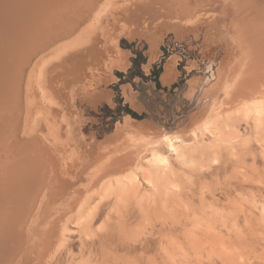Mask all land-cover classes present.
Returning a JSON list of instances; mask_svg holds the SVG:
<instances>
[{"label":"rangeland","instance_id":"374dc122","mask_svg":"<svg viewBox=\"0 0 264 264\" xmlns=\"http://www.w3.org/2000/svg\"><path fill=\"white\" fill-rule=\"evenodd\" d=\"M100 1L0 0V50L7 45L11 53L17 50L16 59L7 61L9 82L0 84V189L23 183L26 173L37 169L46 170L51 189L41 217L28 229L35 237L25 240L17 264H264V101L263 116L248 105L254 93L264 92V29L255 24L263 20L264 0H143L138 5L115 0L116 9L104 15L93 41L52 66L59 109L76 120L79 152L69 157L41 130L34 134L41 143L25 150L26 102L38 101L27 85L29 72L55 42L83 25ZM5 4L15 15L5 17ZM187 13L200 17L195 29L182 35L172 23L186 20ZM242 23L250 26L245 34ZM12 73L13 100L8 99ZM261 92L256 95L263 97ZM165 134L175 140L178 153L168 148ZM156 153L169 163L155 159ZM90 154L100 161L93 162ZM129 169L137 175L133 185L112 180L106 190H89L98 177ZM84 191L93 195L88 210L67 223L66 212H73ZM65 223L67 244L48 261L55 226ZM2 251L0 264H5Z\"/></svg>","mask_w":264,"mask_h":264},{"label":"bare ground","instance_id":"6f19581e","mask_svg":"<svg viewBox=\"0 0 264 264\" xmlns=\"http://www.w3.org/2000/svg\"><path fill=\"white\" fill-rule=\"evenodd\" d=\"M27 0H22V2H25ZM134 1V4H137L139 3L140 1H143V0H133ZM148 1V0H147ZM261 1V0H260ZM150 2V1H149ZM148 2V4H149ZM256 2L259 3V0H257ZM264 2V1H263ZM146 3V2H145ZM147 4V5H148ZM263 4V3H262ZM138 5V4H137ZM140 5V4H139ZM145 5V4H144ZM154 5V4H153ZM168 6V5H167ZM10 6L6 5L5 4V17L6 18H10L11 15H15L13 12L12 14L10 15V11H12L10 8ZM21 7H25V6H21ZM155 7V6H154ZM154 7L150 8V11L151 9L154 10ZM160 7V6H158ZM20 8V7H18ZM22 8V9H23ZM146 8V7H145ZM144 8V9H145ZM157 8V7H156ZM162 8V6H161ZM160 8V9H161ZM116 9L115 7V0H101L97 6L92 9V13L89 17V19L81 26L79 27L78 30L72 32V33H68V35L66 34V36L55 42V44L51 47V49L49 50V52L47 53H44L41 57H39L38 59V64L35 66V70L32 72H29L28 74V78H27V85H30L32 88H33V92L32 94L36 95L37 96V104L36 105H33V102L31 101H27L26 102V116H25V124L23 125L24 126V129L23 131L26 133L25 135H27L26 137L29 138V139H26L25 141V150L28 149V147H32L30 144L31 143H34L32 145L36 146L39 142L41 143L40 139H39V136L36 137L34 134L38 131H43L45 132L47 138H49L50 142H52L53 145L57 146V147H62L63 149H66V151H68V156L69 157H73L75 154H76V149L77 147L79 146L78 145V132H76V120L74 117H72L69 113H67L68 111L66 110H60L59 109V105H61V102L58 98V96L56 95V92L54 91L53 89V86H52V82H51V73H52V66L55 64V62L57 60H59L60 58H62L63 56H65L66 54H68L69 52H72L74 50H77L79 48H83L87 45H89L94 37L96 36V34L99 32L102 24H103V21H104V18L105 16L104 15H109L112 11H114ZM263 9V8H262ZM31 10V9H30ZM158 10V9H157ZM163 10V9H162ZM166 10V9H165ZM164 10V11H165ZM26 11V10H23V12ZM149 11V10H147ZM149 11V13H150ZM161 11V10H160ZM167 11L168 8H167ZM166 11V12H167ZM172 11V10H171ZM170 11V12H171ZM248 11V10H247ZM152 12V11H151ZM154 12V11H153ZM155 12H159V11H155ZM34 13V12H32ZM37 13V12H36ZM132 13V12H131ZM155 13V14H157ZM163 13V12H162ZM165 13V12H164ZM151 14V13H150ZM148 14V15H150ZM154 14V13H153ZM262 14V13H261ZM30 15V14H29ZM146 15V14H145ZM152 15V14H151ZM167 15V14H166ZM170 15V14H169ZM173 15V14H172ZM216 14H213V16H215ZM259 15V14H257ZM264 15V14H263ZM160 15H158L159 17ZM174 16V15H173ZM185 16H188V13L187 15ZM242 16V15H241ZM260 16V15H259ZM4 17V18H5ZM23 17H26V16H23ZM22 17V18H23ZM140 17V16H139ZM150 17V16H149ZM152 17V16H151ZM154 17V16H153ZM164 17L165 14H164ZM178 18H186V20H182V21H174L172 24L176 27L178 33L179 32H183L184 30L186 31L187 29L189 28H194V23L199 19L200 16H188V17H179L177 16ZM248 17V16H247ZM163 19V18H161ZM170 19V18H169ZM177 19V18H176ZM203 19V18H202ZM214 19V18H213ZM237 19V18H236ZM248 19V18H247ZM255 19V18H254ZM257 19V18H256ZM262 22H260L259 18L257 20L259 21H256L255 24H260L259 25V29L263 28L264 27H261V25L264 26V17H262ZM19 20H21V18H19ZM144 18H143V22H144ZM155 20V19H154ZM164 20V19H163ZM166 20V19H165ZM172 20V19H171ZM206 20V19H204ZM27 21V20H26ZM160 21V19H159ZM199 21V20H198ZM20 22V21H19ZM22 22V21H21ZM20 22V23H21ZM164 21H162V24H163ZM169 24L170 21H168ZM218 22V21H217ZM222 25L223 22L219 21ZM249 22V23H248ZM246 23L251 24L252 22L251 21H248ZM15 24V21L13 22ZM17 23V22H16ZM161 24V22H159ZM246 23H242L244 25L242 26H245V27H242L241 30H242V33L245 34L246 31L248 30V28H250V26L248 27V25ZM253 23H254V20H253ZM145 24V22H144ZM156 24H157V21H156ZM160 24L158 25V27H161ZM167 24V22H166ZM169 24H167L169 26ZM171 24V25H172ZM218 24V23H217ZM226 24V23H225ZM19 25V28L17 30H21L20 29V24ZM155 25V24H154ZM239 25V24H238ZM28 26V25H27ZM166 26V25H165ZM220 26V25H219ZM226 26V25H225ZM15 27H18V26H15L13 25V29ZM35 27V25H34ZM157 27V26H156ZM155 27V28H156ZM248 27V28H247ZM6 28V27H5ZM25 28V26L23 27ZM162 28V27H161ZM161 28H157L158 30H161ZM166 28V27H165ZM164 26H163V29H165ZM170 28V27H169ZM224 28H227V27H224L223 28L221 27L220 29H224ZM256 28V27H255ZM130 29V28H128ZM133 29V28H131ZM151 29V28H150ZM152 29H154V27H152ZM168 29V28H167ZM195 29V28H194ZM193 29V30H194ZM219 29V28H218ZM219 29V30H220ZM16 30V31H17ZM24 30V29H23ZM36 30V29H35ZM126 30L125 26L122 27V30L121 31H124ZM157 30V31H158ZM170 30V29H169ZM218 30V32H220ZM228 29H226L227 31ZM240 30V31H241ZM14 31V30H13ZM130 32V30H128ZM126 31V32H128ZM132 31V30H131ZM152 31V30H150ZM225 31V30H224ZM257 31V30H256ZM11 32V31H10ZM19 32V31H17ZM71 32V30H70ZM137 32V31H136ZM154 32V31H153ZM156 32V31H155ZM159 32V31H158ZM156 32V33H158ZM176 32V33H177ZM181 32V34H182ZM192 32V31H191ZM235 32V30H234ZM238 32V31H237ZM261 32V31H260ZM15 33V32H14ZM25 32H23L24 34ZM138 33V32H137ZM180 36V34H178ZM190 33V31H189ZM228 33V31L226 32V34ZM230 33V32H229ZM248 33V32H247ZM12 34V33H11ZM15 34H18V33H15ZM13 34V35H15ZM130 34V33H129ZM134 34V33H133ZM153 34V33H152ZM161 34V33H160ZM158 34V35H160ZM218 34V33H217ZM225 34V35H226ZM236 34V33H235ZM156 35V34H154ZM183 35V34H182ZM187 35V33L185 34ZM219 35V34H218ZM224 35V36H225ZM228 35V34H227ZM1 36V35H0ZM26 36V35H25ZM161 36V35H160ZM178 36V37H179ZM231 36V35H229ZM233 36V34H232ZM13 37V36H12ZM11 37V38H12ZM155 37V36H154ZM159 37V36H157ZM182 37V36H181ZM180 37V38H181ZM227 37V36H226ZM236 37V36H235ZM241 37V35H240ZM249 37V36H247ZM262 37V35H261ZM31 38V37H30ZM218 38V36H217ZM231 38V37H230ZM229 38V39H230ZM233 38V37H232ZM238 38V37H237ZM27 39V38H26ZM26 39H25V42H26ZM225 39V38H224ZM228 39V37H227ZM228 39V40H229ZM263 39V38H262ZM46 40V39H45ZM44 40V41H45ZM153 40V39H152ZM232 41L234 40L231 39ZM13 41V40H12ZM157 41V39H156ZM155 41V42H156ZM230 41V42H232ZM263 41V40H262ZM11 42V41H9ZM24 42V43H25ZM28 42V41H27ZM234 43H236V41H233ZM239 42V41H238ZM237 42V44H238ZM264 42V41H263ZM40 43V42H38ZM42 43L43 40H42ZM157 43V42H156ZM228 43V42H227ZM3 44V42L1 43ZM5 44V43H4ZM15 44V43H14ZM153 44V43H152ZM158 44V43H157ZM261 44V43H260ZM264 44V43H262ZM261 44V45H262ZM40 45V44H38ZM44 45V44H43ZM22 46V45H21ZM42 46V45H41ZM234 46V45H233ZM237 46V45H236ZM260 46V45H259ZM2 48V46H0ZM15 47V46H13ZM20 47V46H19ZM35 47V45H34ZM43 47V46H42ZM154 47H155V44H154ZM157 47V46H156ZM229 47H230V44H229ZM25 48V47H24ZM234 48V47H233ZM18 49V47H17ZM32 49V48H31ZM34 49V48H33ZM253 49V48H252ZM259 49V48H258ZM156 50V49H155ZM234 50V49H233ZM238 50V49H237ZM247 50V49H246ZM251 50V49H250ZM249 50V51H250ZM153 51V50H152ZM248 51V50H247ZM254 51V49L252 50ZM251 51V52H252ZM17 50L14 48L12 53H11V50L10 48L7 46L3 47V49L0 50V84H2V79L5 80L9 77H7L6 74L8 71L7 66H8V60H9V56H13V58H15L14 56V53H16ZM30 52V51H29ZM155 52V51H154ZM251 52H249V54H251ZM28 53V52H27ZM157 54V52H156ZM21 55V54H20ZM252 55V54H251ZM246 56V55H245ZM248 57V56H247ZM12 58V59H13ZM22 58V57H21ZM249 58V57H248ZM16 59V58H15ZM245 59V58H244ZM247 59V58H246ZM11 60V59H10ZM14 60V59H13ZM12 60V61H13ZM248 60V59H247ZM251 60V58L249 59ZM18 61V60H17ZM242 61V60H241ZM247 62V61H246ZM250 62V61H248ZM17 63V62H16ZM20 63V62H19ZM244 63V61H243ZM20 65V64H19ZM243 65H246V64H243ZM14 66V63L13 65ZM245 66H243L244 68ZM16 68V67H15ZM247 68V67H246ZM14 72V71H13ZM245 72V71H243ZM242 72V73H243ZM247 72V71H246ZM11 73V71L9 72ZM167 74L169 73L168 72V69H167ZM14 73L10 74V77H11V89H10V95L11 97L8 99H12V92H13V89H14V83L16 81V76L14 75L12 77ZM254 74V73H253ZM7 78H6V77ZM5 77V78H4ZM19 79V78H18ZM17 79V80H18ZM241 79V78H240ZM242 81V80H241ZM4 82H9L8 79L7 81H4ZM264 86V85H263ZM256 87V86H255ZM15 90V89H14ZM35 90V91H34ZM244 90V89H243ZM1 91V89H0ZM17 91V90H16ZM261 92V91H259ZM259 92L257 93H254L255 95L258 94ZM263 93L264 92H261V96H263ZM253 94L254 97H252V100H250L248 102V105H253L254 106V110H255V113L257 114V116H260L261 115V109H260V103L262 104V102L264 101V96L263 97H259L256 95ZM15 95V94H14ZM1 96V95H0ZM252 96V94H251ZM2 97L4 98V96H1L0 100L2 99ZM246 97V96H244ZM14 99H16V95L14 96ZM13 100V99H12ZM11 100V101H12ZM248 101V100H246ZM0 102H4V100L0 101ZM10 102V100H9ZM8 102V103H9ZM36 103V102H35ZM4 104V103H3ZM10 104V103H9ZM4 106H6L4 104ZM10 106V105H8ZM7 106V108H8ZM62 106V105H61ZM2 109V108H1ZM15 110V109H14ZM9 111V110H8ZM3 114L6 116V119L8 118V115H6V112L2 111ZM12 112V111H11ZM9 112V113H11ZM218 112V111H217ZM216 112V113H217ZM262 114H264V111L262 112ZM3 115V117H5ZM212 115V114H210ZM2 116V115H0ZM11 116V114H10ZM206 116V115H205ZM263 116V115H261ZM253 117V116H252ZM207 118V116H206ZM212 118V117H211ZM259 118V117H258ZM3 119V118H2ZM4 119L3 121H6V125L8 124L7 121L9 120H6ZM11 119V118H10ZM210 119V118H209ZM15 120V119H14ZM205 120V119H204ZM208 120V119H207ZM206 120V122H207ZM12 121V120H11ZM11 121L9 123H11ZM203 121V120H202ZM210 121V120H209ZM208 121V122H209ZM214 121V120H212ZM211 121V122H212ZM13 122V121H12ZM207 122V123H208ZM2 123V121H1ZM0 123V124H1ZM205 123V122H204ZM12 124V123H11ZM203 124V122L201 123ZM3 125V124H2ZM13 126V125H12ZM206 126V124H205ZM3 129L5 126H2ZM6 127H10L9 125L6 126ZM12 128V127H11ZM11 128H8L9 130ZM197 128V127H196ZM202 128L203 125H202ZM209 128V127H208ZM210 129V128H209ZM206 130V129H205ZM208 130V129H207ZM2 131V130H1ZM12 131V130H11ZM3 132V131H2ZM6 133H7V130H6ZM10 132H8L9 134ZM197 133V131H196ZM4 134V137H8L7 134H5V132L3 133ZM3 134L2 137H3ZM195 134V133H194ZM6 135V136H5ZM38 135V134H37ZM13 137V136H12ZM124 137V136H123ZM131 139L132 137L129 136ZM1 139H4V138H1ZM10 139V138H9ZM108 139V138H107ZM11 140V139H10ZM8 140V141H10ZM45 140V139H44ZM110 140V139H109ZM121 140V139H120ZM129 140V139H128ZM163 140L167 143V146L168 148L174 152V153H178V147L176 145V142L175 140L168 134H165L163 136ZM2 141V140H1ZM1 141H0V145H1ZM108 141V140H107ZM131 141V140H130ZM21 142V141H20ZM37 142V143H35ZM105 142V140L103 141V143ZM119 142V141H118ZM121 142V141H120ZM119 142V143H120ZM8 143V142H7ZM24 143V142H22ZM45 143V142H44ZM43 143V144H44ZM47 143V141H46ZM45 143V145H46ZM109 143V142H108ZM111 143V142H110ZM114 143V142H113ZM123 143V142H122ZM5 145H7L5 142H4ZM4 144H3V147H4ZM12 144V143H11ZM21 144V143H19ZM29 144V145H27ZM100 144V143H99ZM115 144V143H114ZM125 144V143H124ZM22 145V144H21ZM43 145V146H45ZM96 145V144H95ZM102 145V144H101ZM111 145V144H110ZM109 145V146H110ZM113 145V144H112ZM16 146V145H15ZM38 146V145H37ZM48 146V145H47ZM83 146V145H81ZM94 146V144H93ZM2 147V148H3ZM19 147V146H18ZM46 147V146H45ZM100 147H103V146H100ZM115 147V146H114ZM21 148V146H20ZM19 148V149H20ZM44 148V147H43ZM48 148V147H47ZM105 148V147H103ZM122 148V147H121ZM42 149V147L40 148ZM49 149V148H48ZM95 149V148H94ZM98 149V148H96ZM107 149V147H106ZM120 149V148H119ZM33 150V149H32ZM31 150V152H32ZM52 149L49 150V152L51 151ZM78 152H79V149H77ZM93 150V149H92ZM91 149L89 151H92ZM101 150V148H100ZM108 150V149H107ZM116 150V149H114ZM131 150V149H130ZM0 151H3L2 149ZM18 151V150H17ZM21 151H22V148H21ZM35 151V150H33ZM38 151V150H37ZM40 151V150H39ZM47 151V150H46ZM81 151V149H80ZM95 151H98V154H99V150H94ZM138 151V150H137ZM26 152V151H25ZM87 152V151H86ZM112 152L109 151L108 153ZM3 153V152H1ZM16 153V151H15ZM18 153V152H17ZM28 153V151H27ZM43 153V152H42ZM47 153V152H46ZM54 153V152H53ZM57 153V152H56ZM90 153V152H89ZM93 153V151H92ZM125 153V152H124ZM5 154V153H4ZM26 154V153H25ZM24 154V155H25ZM37 154V152L35 153V155ZM52 154V153H51ZM51 154H48L51 155ZM97 154V153H96ZM107 154V153H106ZM105 154V156H106ZM11 155V154H9ZM13 155V154H12ZM34 155V156H35ZM43 155V154H41ZM47 155V154H46ZM56 155V154H55ZM87 154L85 153V156ZM109 155V154H108ZM128 155V154H127ZM52 156V155H51ZM59 156V155H58ZM57 156V158H58ZM83 156V157H85ZM90 156L92 157V155L90 154ZM101 157V155H99ZM104 156V155H103ZM104 156V158H105ZM81 157V156H80ZM94 157V155H93ZM92 157V161L95 162L97 161L96 158H93ZM38 158V157H37ZM40 158V157H39ZM48 158V157H47ZM54 158V157H53ZM52 158V161L54 159H57L56 157L53 159ZM60 158V157H59ZM58 158V160H59ZM82 158V157H81ZM103 158V157H102ZM154 158L157 159L159 162H161L162 164L164 165H167L169 163V159L166 155H161V154H154ZM41 159V158H40ZM68 159V158H67ZM75 159V158H74ZM73 159V160H74ZM90 159V158H89ZM100 159V158H99ZM114 159V158H113ZM46 160V159H45ZM49 161L51 160L50 157L48 159ZM76 160V159H75ZM91 160V159H90ZM102 160V159H101ZM111 160V159H110ZM82 161V160H81ZM84 161V160H83ZM91 161V163H93ZM100 161V160H98ZM97 161V162H98ZM116 161V160H115ZM42 162V161H41ZM68 162V161H67ZM89 162V161H88ZM114 162V161H113ZM126 162V161H124ZM46 163H47V160H46ZM45 163V164H46ZM75 163V162H74ZM74 163L72 165H74ZM79 163V162H78ZM106 163H109V162H106ZM42 163H40L41 165ZM65 164V163H64ZM70 163H68L69 165ZM80 164V163H79ZM78 164V165H79ZM87 164V163H86ZM105 164V163H103ZM37 165V164H36ZM51 165V164H50ZM49 165V166H50ZM67 165V164H65ZM67 165V166H68ZM76 165V164H75ZM74 165V166H75ZM77 165V167H78ZM95 165V164H94ZM109 165V164H108ZM35 166V165H34ZM42 166V165H41ZM45 166V165H44ZM87 166V165H86ZM98 166V164L95 165V167ZM100 166V165H99ZM43 167V166H42ZM63 167V166H62ZM65 167V166H64ZM70 167V166H69ZM73 167V166H72ZM76 167V166H75ZM94 167V168H95ZM101 167V166H100ZM106 167V166H105ZM109 167V166H108ZM46 168V167H45ZM68 168V167H67ZM87 168V167H86ZM92 168V167H90ZM132 168V167H131ZM43 169V168H42ZM41 169V170H42ZM47 169V168H46ZM51 169V168H50ZM66 169V168H64ZM89 169V168H88ZM93 169V168H92ZM101 169V168H100ZM112 169V168H111ZM109 169V170H111ZM123 169V167H122ZM48 170V169H47ZM96 170H97V167H96ZM46 171V170H45ZM43 172V171H32L31 172H28L26 173V177L27 179L24 181L23 180V183H17L15 184V187H12V188H1L0 189V249L2 247L3 250L5 251H2L3 253L5 252V264H17L20 259H21V256L23 255V250H22V247L25 243V240L27 242H30L33 240V238L35 237L33 233H30L28 230L30 228V226L35 223L39 217H41V213L43 212L42 209L45 207V205L47 204V199L50 195V185L48 184L49 179H47V173L46 172ZM51 171V170H50ZM95 171V170H94ZM101 171V170H100ZM103 172V171H102ZM50 174V173H49ZM48 174V175H49ZM17 176H19V174H17ZM51 180V179H50ZM112 180H116V184L117 183H130V184H134L137 182V175L136 173L134 172V169L132 170H127V171H115L114 173H108V174H105L103 176H101V178L99 179L98 177V180L96 181V183H94L92 185V188H89L90 189H94L96 188L95 190H106L107 188H109L111 186V181ZM8 181V180H7ZM21 182V181H20ZM114 183V181H112ZM5 183V181L3 182ZM12 184V183H11ZM127 186V185H126ZM91 187V186H90ZM92 194L89 193L87 194L86 191H84V195H81L79 198H77L76 202L72 205V209L70 211H73V212H66L67 214L65 215L66 218H65V221L68 223V221H71L70 219L74 218V219H77V220H80L83 215L86 213V211L88 210L90 204H91V199H92ZM55 198V197H54ZM23 205V206H22ZM23 207V208H22ZM66 207V206H65ZM17 208H19V210H16ZM22 208V209H21ZM91 212V211H90ZM49 214V213H48ZM64 216V215H63ZM64 216V217H65ZM23 219V221L21 222V220ZM53 220V219H52ZM22 224V227L20 229H18V224ZM26 226V238H25V235L23 233V226L24 225ZM17 227V228H16ZM20 227V226H19ZM68 224H63L61 226H55V229H54V233H53V239L50 241V244H47L50 246V252L48 253V261H51L55 254H57L56 252L61 250L62 248H64V246L67 244V241H68V237H67V231H68ZM48 231V230H47ZM37 232V231H36ZM49 232V231H48ZM43 233V232H42ZM50 233V232H49ZM38 234V233H37ZM45 234V233H44ZM51 235V233H50ZM48 237V236H46ZM47 239V238H45ZM49 239H51L49 237ZM28 244V243H26ZM25 244V245H26ZM26 247V246H25ZM46 247V246H45ZM45 249V248H44ZM42 249V251L44 250ZM28 251V250H27ZM46 252V250L44 251V253ZM62 252V251H61ZM25 253V252H24ZM28 253V252H27ZM43 253V252H42ZM40 252V254H42ZM47 253V252H46ZM39 254V255H40ZM43 255V254H42ZM45 256V255H44ZM42 257V258H45V257ZM56 257V256H55ZM2 258V254H0V260ZM41 258V257H40ZM39 259V258H38ZM43 259H40V263H42ZM42 261V262H41ZM45 261V260H44Z\"/></svg>","mask_w":264,"mask_h":264},{"label":"trees","instance_id":"16d2710c","mask_svg":"<svg viewBox=\"0 0 264 264\" xmlns=\"http://www.w3.org/2000/svg\"><path fill=\"white\" fill-rule=\"evenodd\" d=\"M133 61H134V64H135V63H137L138 60L135 58ZM131 112H132V111H131ZM132 114H133V113H132Z\"/></svg>","mask_w":264,"mask_h":264},{"label":"crops","instance_id":"0c3cea01","mask_svg":"<svg viewBox=\"0 0 264 264\" xmlns=\"http://www.w3.org/2000/svg\"><path fill=\"white\" fill-rule=\"evenodd\" d=\"M166 72H167V70H166ZM166 72L164 73V75H167V73H166ZM168 74H169V73H168ZM132 138H133V136H132Z\"/></svg>","mask_w":264,"mask_h":264}]
</instances>
